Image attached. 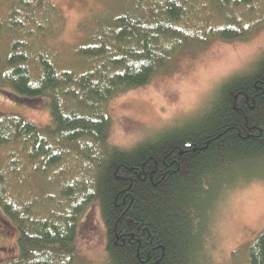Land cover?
Returning a JSON list of instances; mask_svg holds the SVG:
<instances>
[{
    "label": "trees",
    "instance_id": "obj_1",
    "mask_svg": "<svg viewBox=\"0 0 264 264\" xmlns=\"http://www.w3.org/2000/svg\"><path fill=\"white\" fill-rule=\"evenodd\" d=\"M61 20L46 0H10L0 20L10 39L1 38L0 88L45 98L50 114L45 127L0 116V211L17 251L1 264H73L79 222L96 200L107 264H188L211 191L231 167L264 157V61L222 83L198 121L129 149L108 143L106 105L148 84L179 50L249 38L264 25V0H124L63 69L46 42ZM247 256L264 264V230Z\"/></svg>",
    "mask_w": 264,
    "mask_h": 264
},
{
    "label": "rangeland",
    "instance_id": "obj_2",
    "mask_svg": "<svg viewBox=\"0 0 264 264\" xmlns=\"http://www.w3.org/2000/svg\"><path fill=\"white\" fill-rule=\"evenodd\" d=\"M46 1L63 17L55 35L46 38L63 69L74 67V49L84 43L97 22L113 16L124 0ZM9 2L0 0L1 21L6 19ZM6 37L0 34L1 49ZM262 61L264 25L246 39L212 40L205 46L179 50L167 69L148 84L108 101V143L125 150L165 131L184 130L220 100L222 83L252 73ZM0 116H18L39 127L50 124L45 98L22 100L6 87L0 88ZM230 173L221 190L215 188L208 197L211 206L205 213L204 233L196 241L199 251L188 264H246L250 244L264 230V157L248 160L240 168L233 166ZM15 240L14 228L0 211V264L15 257ZM106 245L107 230L96 200L79 222L73 264H107Z\"/></svg>",
    "mask_w": 264,
    "mask_h": 264
},
{
    "label": "bare ground",
    "instance_id": "obj_3",
    "mask_svg": "<svg viewBox=\"0 0 264 264\" xmlns=\"http://www.w3.org/2000/svg\"><path fill=\"white\" fill-rule=\"evenodd\" d=\"M28 23V22H27ZM79 44V43H78ZM16 196V195H15ZM25 198V197H24ZM37 209V208H36Z\"/></svg>",
    "mask_w": 264,
    "mask_h": 264
}]
</instances>
